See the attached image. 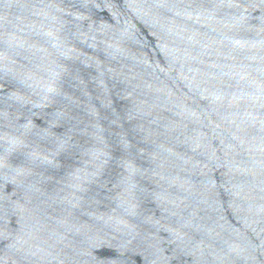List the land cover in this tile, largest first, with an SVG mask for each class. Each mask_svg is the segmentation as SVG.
<instances>
[{"label":"water","instance_id":"95a60500","mask_svg":"<svg viewBox=\"0 0 264 264\" xmlns=\"http://www.w3.org/2000/svg\"><path fill=\"white\" fill-rule=\"evenodd\" d=\"M0 264H264V0H0Z\"/></svg>","mask_w":264,"mask_h":264}]
</instances>
